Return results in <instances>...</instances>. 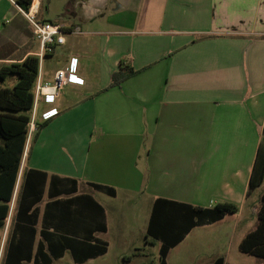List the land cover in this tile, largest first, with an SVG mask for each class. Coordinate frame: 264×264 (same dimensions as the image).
Returning a JSON list of instances; mask_svg holds the SVG:
<instances>
[{
  "label": "crops",
  "instance_id": "obj_1",
  "mask_svg": "<svg viewBox=\"0 0 264 264\" xmlns=\"http://www.w3.org/2000/svg\"><path fill=\"white\" fill-rule=\"evenodd\" d=\"M38 1V20L62 24L65 41L39 60L37 81L53 83L72 65L78 79L33 106L35 128L30 136L27 128L0 228V264H64L68 256L66 264H102L112 241L120 255L147 258L158 244L160 254L161 242L147 235L158 200L188 212L238 207L193 228L169 254L201 238L199 229L256 217L240 246L258 225L264 194L263 181L248 195L264 142V0H53L45 15ZM19 9L17 0H0V69L38 58L40 44ZM122 65L138 74L110 88ZM15 84L8 77L0 89ZM34 177L44 181L36 200L26 198ZM74 181L76 193L57 195ZM221 235L228 236L216 232L215 241ZM217 254L208 264H229Z\"/></svg>",
  "mask_w": 264,
  "mask_h": 264
},
{
  "label": "trees",
  "instance_id": "obj_2",
  "mask_svg": "<svg viewBox=\"0 0 264 264\" xmlns=\"http://www.w3.org/2000/svg\"><path fill=\"white\" fill-rule=\"evenodd\" d=\"M32 0H17L18 6L28 11ZM39 58L29 56L21 63L4 66L0 69V81L8 77H14L16 84L13 88L0 89V228L9 212L16 178L24 150L29 127L30 117L33 109L34 89L39 72ZM138 72L129 67H122L112 76L110 88L119 87ZM30 174V173H29ZM29 174L27 182L29 185ZM264 181V142L260 144L253 171L249 181L248 195L257 190ZM30 188L26 191V198L40 199L43 194V182L38 177L32 178ZM96 191L114 197L115 191L106 186L93 184ZM27 188V185H26ZM77 192L76 182L74 188L57 191V195L74 194ZM50 196L54 197L53 193ZM76 199L88 196H77ZM71 204V203H69ZM169 204V206H168ZM175 203L166 200H158L152 210L150 223L147 230L148 237L161 242L160 264H167L170 249L178 245L185 234L193 228L216 223L224 219L226 215H234L238 207L234 204H221L213 209H203L187 206L186 209H178ZM96 207L103 209L96 204ZM189 221V223H188ZM175 236V239H174ZM177 236V237H176ZM100 253H105L106 245L98 244ZM241 253L264 259V194L261 198V207L258 213V225L249 233L239 246ZM223 260L220 259V264ZM49 264V263H48Z\"/></svg>",
  "mask_w": 264,
  "mask_h": 264
},
{
  "label": "rangeland",
  "instance_id": "obj_3",
  "mask_svg": "<svg viewBox=\"0 0 264 264\" xmlns=\"http://www.w3.org/2000/svg\"><path fill=\"white\" fill-rule=\"evenodd\" d=\"M42 2V10L44 15L45 8L49 7L50 3L54 4L53 0H41ZM39 42V41H38ZM97 199L101 200V196H105L104 194L95 193ZM127 214H129V209H127ZM133 216V215H131ZM138 216V215H136ZM240 221L237 219H229L223 225H215L210 228H203L199 229L198 232H202L203 235L201 238L191 237L185 243L181 244L177 248L173 249L169 257L167 259L168 264H208L212 261L217 253H221L229 264H259L260 260L251 256H247L241 254L239 252V239L246 231H250L253 229L257 224V218L255 217L252 221L249 219L246 220V217H240ZM221 226L224 229H221ZM138 230V229H137ZM233 230H237L236 233L232 236L230 233ZM138 232V231H136ZM216 232L227 233L228 236L225 239H221L215 241V234ZM199 234V233H197ZM135 241L138 243L141 242L138 236H135ZM143 245V242H141ZM143 247V246H141ZM159 247L158 244L156 247L153 246L150 248L151 255L147 258L142 257H133L131 252L129 254L120 255L119 249L115 246L114 242L112 241V249L110 254L108 255L106 261L102 264H124V260H128L130 258H134L133 264H159L160 263V255H159ZM135 254V252H132ZM126 257V258H125ZM64 264L71 263V257L68 256L63 261Z\"/></svg>",
  "mask_w": 264,
  "mask_h": 264
},
{
  "label": "built area",
  "instance_id": "obj_4",
  "mask_svg": "<svg viewBox=\"0 0 264 264\" xmlns=\"http://www.w3.org/2000/svg\"><path fill=\"white\" fill-rule=\"evenodd\" d=\"M40 9V1L32 0L31 6L28 11H24L21 9H19V11L30 24L35 37L39 41L40 47L38 58L41 61L46 56L52 54L57 46H60L64 43L65 27L62 24L58 23L40 22L38 20ZM74 34L80 35L81 32L79 29H76L74 31ZM76 79H78L76 75V69L72 65L67 71H57L53 83H41L38 80L34 89L33 106H36L38 100L42 97L56 98L59 92L64 87H66L70 81ZM34 128L35 124L32 115V120L29 123V136Z\"/></svg>",
  "mask_w": 264,
  "mask_h": 264
}]
</instances>
